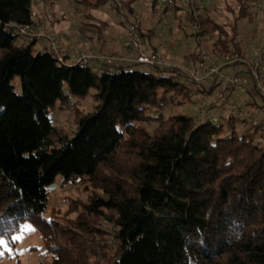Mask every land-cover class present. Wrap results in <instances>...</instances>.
Instances as JSON below:
<instances>
[{
  "label": "trees",
  "instance_id": "obj_1",
  "mask_svg": "<svg viewBox=\"0 0 264 264\" xmlns=\"http://www.w3.org/2000/svg\"><path fill=\"white\" fill-rule=\"evenodd\" d=\"M32 1L0 0V237L31 219L54 252L48 264L78 258L50 244L47 232L59 223L43 217L47 186L61 174L63 181L96 179L104 194L90 196L74 223L82 234L100 235L104 231L93 227V219L103 215L114 228L108 249L90 264H264V145L255 141L262 123L253 127L229 115L223 122L197 124L195 115L165 114L194 92H205L181 80L177 67L148 72L133 64L96 71L59 61L47 48L34 52V38L7 26L30 24ZM107 1L82 0L89 8ZM118 1L134 0H115L111 7L119 11ZM200 1L193 10L204 13L191 8L188 14L197 36L219 35L211 54L222 63L243 55L240 39L232 38L237 21L251 16L248 1L223 3L232 24L214 20L213 8ZM229 23L232 35L224 38ZM92 26L100 36V27ZM15 77L20 93L14 91ZM90 88L96 89L94 109L78 118L69 137L47 111ZM253 93L258 92L251 93V104L257 106ZM237 122L247 125L241 133ZM123 152L132 161L107 174Z\"/></svg>",
  "mask_w": 264,
  "mask_h": 264
},
{
  "label": "rangeland",
  "instance_id": "obj_2",
  "mask_svg": "<svg viewBox=\"0 0 264 264\" xmlns=\"http://www.w3.org/2000/svg\"><path fill=\"white\" fill-rule=\"evenodd\" d=\"M135 1L138 3L136 9L132 10L128 5L123 4V9L118 11L108 3H104L98 8H89L82 0H33L32 10L37 15L36 31L42 38L36 41L34 52L40 49H48V37H52L61 49H63L61 47L62 41L68 37L72 38L71 54L77 53L80 49H101V45L97 43L98 40L89 38L92 33L88 32V27L91 28L92 24L100 27L102 40H109L112 44L124 46L128 40L127 31L119 32V24L124 20L130 22L138 19L141 27L149 29L151 33L150 35H140L144 49L147 50L149 44L156 47L164 62H168L181 70L179 76L181 80H186L185 78L189 75L186 65L198 47L207 51L206 60L215 58L217 63L224 62L220 55L215 54L213 56L211 54L212 44L215 38L219 36L217 32L211 35L197 36V32L193 28L195 22L187 12L195 6V2L198 0H192V5L191 2L188 3L191 0H173L171 4L157 0ZM226 1L202 0L200 2L209 8H213L209 14L214 20L223 24L228 20L232 24V14L223 8V3ZM247 1L250 4L251 16L237 21L238 34L235 39L232 38L233 41L240 39V47L244 52L243 55L230 59L235 62H239L241 58L252 59L256 51L264 46V0ZM198 10L194 9L193 13H204L202 9ZM102 21L106 24L101 26ZM231 24L226 26L227 33L222 30L224 31V38L232 35ZM134 67L142 71L155 72L154 67L147 64H136ZM239 70V65L222 69L228 75ZM64 89L67 90L66 86ZM14 91L21 92L18 77L14 78ZM95 92V88H90L85 96L70 95L69 101L64 103L57 100L48 109V117L57 129H61L69 137L73 136L78 118L94 109L93 95ZM237 96L235 97L237 98ZM202 97L210 99L211 94L194 92L190 101L178 106L171 105L167 112L165 109L164 113H183L193 117ZM253 98L257 106L251 104L249 110L257 117L258 122L262 123L257 136L260 133L264 136V96L253 93ZM212 112L218 118L221 117V110L214 109ZM220 120L224 121L222 117ZM245 126L247 125L237 122L236 130L241 133ZM225 133H227V129L224 125L221 134ZM115 161V169H108L107 174L115 173L119 167L124 169L132 160L128 153L123 152L115 158ZM47 192L48 202L43 217L59 223V227L50 226L47 232L50 237V244L66 252V256L73 253L74 257H78L73 260L74 262L70 260L72 262L70 264L94 263L96 253L101 249H108L107 243L112 241L114 228L103 219L105 217L103 215L93 219V225H95L93 227L104 231L100 235L98 232H84L82 234L80 230L75 229L74 223L77 217L82 214L83 205L88 202L90 196L94 194L104 195L96 179L93 182L84 178L78 182H74L73 179L63 181V176L57 174L55 180L47 186ZM27 225H31L35 231H23L22 229ZM13 236H20L21 239L13 241L11 239ZM0 239H4L6 242V245L0 246V252L3 253L0 255V264H48L53 260L54 252L47 248L40 229L31 219L21 220L17 230L7 236L0 237ZM63 262L69 264L66 258Z\"/></svg>",
  "mask_w": 264,
  "mask_h": 264
},
{
  "label": "built area",
  "instance_id": "obj_3",
  "mask_svg": "<svg viewBox=\"0 0 264 264\" xmlns=\"http://www.w3.org/2000/svg\"><path fill=\"white\" fill-rule=\"evenodd\" d=\"M167 4L173 3V0H157ZM192 0L189 1L188 3ZM107 3L112 6L115 0H108ZM119 10L123 9V3H117ZM192 8V7H191ZM193 9V8H192ZM32 22L30 24L8 23V27L13 29L18 35L27 38L41 40L40 34L36 31L37 15L31 11ZM196 32L198 26L193 25ZM127 47L134 54V64H147L157 66L159 63L158 51L147 52L140 38V21L135 19L127 23ZM41 38V39H40ZM48 50H50L59 61H66L69 58L70 63L80 64L91 67L99 71L101 67L111 70L118 69L126 65L128 59L119 54L105 52L101 49H80L75 54H68L56 45L52 37H48ZM207 51L197 48L195 54L187 63L186 70L189 75L185 78L186 82L193 87H203L204 93L211 94L210 99L202 97L198 109L195 112L197 124L205 119L217 123L219 118L213 114L214 109L225 111L228 115L244 119L249 125L256 127L259 125L257 117L250 112L249 107L252 103V92H258L264 95V46L256 51L254 57L250 60L241 58L239 62L234 60L223 63H217L215 58L206 60ZM239 60V59H238ZM239 65L240 70L228 75L222 71L224 67H233ZM209 87L206 88V86ZM236 95L237 98L235 97ZM240 95V96H239ZM255 141L264 145V136L259 134ZM80 181L79 177L74 182Z\"/></svg>",
  "mask_w": 264,
  "mask_h": 264
},
{
  "label": "crops",
  "instance_id": "obj_4",
  "mask_svg": "<svg viewBox=\"0 0 264 264\" xmlns=\"http://www.w3.org/2000/svg\"><path fill=\"white\" fill-rule=\"evenodd\" d=\"M208 1H211V0H208ZM185 3V2H184ZM201 4V7H204L206 4H203L202 2H200ZM129 7H131L132 8V10L133 9H136L137 7H138V3L134 0V1H132L131 3H129V5H128ZM202 8H200V10H201ZM200 10H198V11H200ZM185 12H187V11H185ZM188 13V12H187ZM123 17H124V14H123ZM42 22V21H41ZM125 22V23H124ZM129 22V21H128ZM128 22H126L125 20L124 21H122L119 25H120V29H119V32H121V31H124V30H126V26H127V23ZM106 24V23H105ZM92 26V25H91ZM93 27V28H92ZM91 28H89L88 27V32H91L92 33V36H89V38L91 39V40H94V39H96V40H98V42L97 43H99L100 45H101V50H105L106 52H108V53H114V54H119V55H122V56H124L126 59H128L127 60V62H126V65H133L134 64V62H133V58H134V54L129 50V48L127 47V45L125 44L124 46L123 45H119V44H112V43H110V41L109 40H107V41H105V40H102L103 38H102V36L100 35V36H98L97 35V32H96V28L94 27V26H92ZM144 34H146V35H150L151 33H150V30L149 29H146V28H142L141 27V25H140V35H144ZM85 35H87V34H85ZM72 43H73V40H72V38H66V39H64L63 41H62V43H61V47H63V50L64 51H66V53H68V54H71L72 52H71V48H70V46L72 45ZM148 50V51H147ZM146 51L147 52H150V51H158L157 49H156V47H153L151 44H149V46H148V49H147ZM110 51V52H109ZM159 53V52H158ZM164 59V58H163ZM69 60V58L66 60L67 62H69L68 61ZM157 67H159V68H167V67H176V66H174V65H172V64H170V63H168V62H164L163 60H162V57L160 56V54H159V63H158V65H157ZM227 68V67H226ZM222 114H221V117H222V119L223 118H226V117H228L229 115L225 112V111H222L221 112ZM220 117V118H221ZM219 118V119H220Z\"/></svg>",
  "mask_w": 264,
  "mask_h": 264
},
{
  "label": "snow or ice",
  "instance_id": "obj_5",
  "mask_svg": "<svg viewBox=\"0 0 264 264\" xmlns=\"http://www.w3.org/2000/svg\"><path fill=\"white\" fill-rule=\"evenodd\" d=\"M22 230H23V231H35V229H34L31 225H27V226H25L24 229H22ZM11 239H12L13 241H16V240L21 239V237H20V236H13ZM3 245H6V242H5L4 239H0V246H3ZM0 255H3V253L0 252Z\"/></svg>",
  "mask_w": 264,
  "mask_h": 264
}]
</instances>
